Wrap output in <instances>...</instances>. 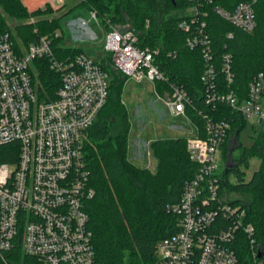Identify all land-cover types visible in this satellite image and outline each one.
Listing matches in <instances>:
<instances>
[{"label":"built area","instance_id":"built-area-1","mask_svg":"<svg viewBox=\"0 0 264 264\" xmlns=\"http://www.w3.org/2000/svg\"><path fill=\"white\" fill-rule=\"evenodd\" d=\"M189 1L192 5L177 28L186 34V47L200 50L204 102L214 111L217 104H225L232 115L199 112L203 120L200 130L185 113L191 101L182 86L171 85L169 98L157 95L170 117H183L194 125V136L186 138V151L197 170L183 184L179 201L168 207L179 217L177 231L158 242L154 264H264V228L257 230L248 221L246 207L230 200L223 186L225 169L233 165V150L239 145L232 125L244 120L245 124L253 121L264 126V75H255L246 96L239 97L231 87L232 56L223 53L219 65L228 91H220L207 33V11L203 10V4L211 1ZM258 1L241 2L232 11L219 7L213 11L251 33L256 27L254 5ZM47 2L62 4L65 0ZM88 14L101 25L95 11ZM105 30L104 53L127 79L147 80L153 87L155 81L164 80L154 63L157 50L139 48L132 31L112 26ZM59 36L56 31L18 49L8 32L0 34V146H17L16 160L0 163V259L4 264L3 254L17 244L23 255L37 264L94 263L92 232L84 209L94 190L83 163L82 145L107 102L108 74L83 53L57 58L52 40ZM38 59L47 60L59 78L53 98L40 100L33 85L32 62Z\"/></svg>","mask_w":264,"mask_h":264},{"label":"trees","instance_id":"trees-1","mask_svg":"<svg viewBox=\"0 0 264 264\" xmlns=\"http://www.w3.org/2000/svg\"><path fill=\"white\" fill-rule=\"evenodd\" d=\"M210 1L209 5L203 4V10L207 11V33L214 55L216 83L220 91H228L220 72L219 58L223 53H229L234 73L231 87L243 98L249 81L258 73L264 75V0L254 5L256 27L251 33L232 26L213 11L214 7L232 11L247 0ZM191 5L189 0H84L74 7L95 11L104 29L112 26L119 31H132L139 48L157 50L154 63L164 80L154 82L156 95L169 98L171 85L182 86L191 101V105L185 106V113L202 130L203 120L199 112L217 117H230L232 113L225 104H217L214 111L204 102L205 86L200 79L204 64L200 50L186 47V34L177 28ZM71 10L53 16L56 10L49 4L44 9L28 12L21 0H0V34L8 32L18 49L25 48L41 37H51ZM5 16L16 22L30 16L42 18L17 23L12 31L6 25ZM61 38L60 35L52 40V50L57 58H75L83 53L61 48ZM100 65L108 74V99L88 128L82 145L83 163L88 171L89 185L94 190V196L84 206L92 232L93 264H154L158 242L177 231L179 217L168 207L179 201L183 184L194 175L197 166L189 159L186 138L152 141L149 151L156 161L153 170L137 167L129 161L127 138L130 123L120 99L127 77L112 65L109 54L104 55ZM32 69V82L39 99L53 98L59 78L49 69L47 60H34ZM244 126V120L232 125L237 135ZM237 147L241 148V145ZM227 148L226 142L223 145L225 152ZM16 158V145L0 146V163H12ZM252 158H258L260 166L244 183L238 166L242 164L247 168ZM232 159L233 165L224 172L223 186L229 193L250 194L248 202H235L246 207L248 221L262 231L264 126L254 138L253 145L242 148L239 157ZM229 173H235L239 183L230 184ZM20 248L17 244L3 254L6 264H37L33 258L23 255ZM0 264H4L1 259Z\"/></svg>","mask_w":264,"mask_h":264},{"label":"rangeland","instance_id":"rangeland-1","mask_svg":"<svg viewBox=\"0 0 264 264\" xmlns=\"http://www.w3.org/2000/svg\"><path fill=\"white\" fill-rule=\"evenodd\" d=\"M77 3V0H65L62 4L51 5L47 0H21V4L28 12L38 8L44 9L47 4L53 10H56L53 16H59L72 9L62 18L57 30V33L62 37L61 48L80 50L92 62L100 63L105 55L106 30L89 17L87 10L81 7H74ZM59 7L61 8L60 10H58ZM5 18L8 29L13 31L17 23H28L31 19H40L42 16H30L19 22H16L15 19L7 18V16ZM120 99L125 106L130 123L127 138V157L137 167L152 170L155 168L156 161L152 158L149 151V145L152 141L169 138H189L195 134V127L192 123L186 121L183 117H170L168 115L166 108L158 100L153 83L150 81L142 80L141 82H136L133 79H127L122 87ZM173 126H177V128H173ZM260 130L261 124L247 121L238 134V144L241 145V148H234L233 157H239L242 148H250ZM137 145L141 146L140 150ZM219 164L220 172H223L225 160L222 156ZM259 166L260 160L258 158H252L247 168L242 164L238 166L244 183L250 180L253 172L257 171ZM228 182L232 185L239 183L237 175L229 173ZM229 199L248 202L250 194L231 191Z\"/></svg>","mask_w":264,"mask_h":264},{"label":"water","instance_id":"water-1","mask_svg":"<svg viewBox=\"0 0 264 264\" xmlns=\"http://www.w3.org/2000/svg\"><path fill=\"white\" fill-rule=\"evenodd\" d=\"M229 168H230V165L228 164L226 169H225V172H228Z\"/></svg>","mask_w":264,"mask_h":264},{"label":"crops","instance_id":"crops-1","mask_svg":"<svg viewBox=\"0 0 264 264\" xmlns=\"http://www.w3.org/2000/svg\"><path fill=\"white\" fill-rule=\"evenodd\" d=\"M150 170H152V169H150Z\"/></svg>","mask_w":264,"mask_h":264}]
</instances>
